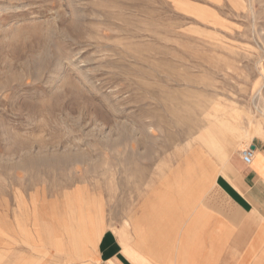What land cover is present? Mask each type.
<instances>
[{
    "label": "rangeland",
    "instance_id": "374dc122",
    "mask_svg": "<svg viewBox=\"0 0 264 264\" xmlns=\"http://www.w3.org/2000/svg\"><path fill=\"white\" fill-rule=\"evenodd\" d=\"M252 142L264 0H0V264H101L137 166Z\"/></svg>",
    "mask_w": 264,
    "mask_h": 264
},
{
    "label": "crops",
    "instance_id": "0c3cea01",
    "mask_svg": "<svg viewBox=\"0 0 264 264\" xmlns=\"http://www.w3.org/2000/svg\"><path fill=\"white\" fill-rule=\"evenodd\" d=\"M250 145L251 164L239 151L224 169L206 156L190 169L186 157L163 174L153 159L137 166L134 195L118 199L116 222L120 231L128 221L133 240L119 236L116 254L101 264H264V145ZM80 213L73 220L94 224L87 214L80 222ZM102 246L101 257L111 245Z\"/></svg>",
    "mask_w": 264,
    "mask_h": 264
},
{
    "label": "built area",
    "instance_id": "2783aa9c",
    "mask_svg": "<svg viewBox=\"0 0 264 264\" xmlns=\"http://www.w3.org/2000/svg\"><path fill=\"white\" fill-rule=\"evenodd\" d=\"M240 153H241L243 161L246 164H251L255 158V155H256V152L252 148V145L244 147L243 149H241Z\"/></svg>",
    "mask_w": 264,
    "mask_h": 264
}]
</instances>
